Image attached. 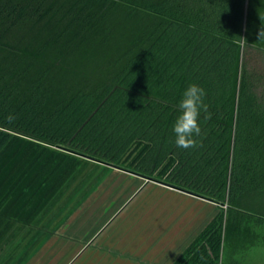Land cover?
Returning <instances> with one entry per match:
<instances>
[{"label": "trees", "instance_id": "obj_1", "mask_svg": "<svg viewBox=\"0 0 264 264\" xmlns=\"http://www.w3.org/2000/svg\"><path fill=\"white\" fill-rule=\"evenodd\" d=\"M259 13L262 0H0V242L93 159L220 207L170 264H245L264 245ZM192 82L211 116L184 149L171 125Z\"/></svg>", "mask_w": 264, "mask_h": 264}, {"label": "rangeland", "instance_id": "obj_2", "mask_svg": "<svg viewBox=\"0 0 264 264\" xmlns=\"http://www.w3.org/2000/svg\"><path fill=\"white\" fill-rule=\"evenodd\" d=\"M219 210L124 166L86 159L33 224H16L0 242L9 248L2 264H170ZM245 264H264V245Z\"/></svg>", "mask_w": 264, "mask_h": 264}, {"label": "clouds", "instance_id": "obj_3", "mask_svg": "<svg viewBox=\"0 0 264 264\" xmlns=\"http://www.w3.org/2000/svg\"><path fill=\"white\" fill-rule=\"evenodd\" d=\"M264 3V0H262ZM261 27L257 33V41L264 42V14L259 13ZM206 89L199 83L192 82L182 91L175 104L176 116L172 122V132L175 134L174 143L177 147L188 149L198 145L201 136V114L210 118L209 105L206 103ZM8 121L15 119L13 114L7 116Z\"/></svg>", "mask_w": 264, "mask_h": 264}, {"label": "crops", "instance_id": "obj_4", "mask_svg": "<svg viewBox=\"0 0 264 264\" xmlns=\"http://www.w3.org/2000/svg\"><path fill=\"white\" fill-rule=\"evenodd\" d=\"M38 219V218H37ZM8 247H3V246H0V264H2L5 260V257H4V253L8 251ZM15 249V247L13 248V250ZM47 249V248H46ZM52 250V247H50V251Z\"/></svg>", "mask_w": 264, "mask_h": 264}]
</instances>
